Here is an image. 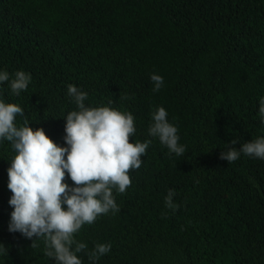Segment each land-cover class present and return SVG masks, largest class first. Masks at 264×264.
I'll return each instance as SVG.
<instances>
[{
    "label": "trees",
    "instance_id": "16d2710c",
    "mask_svg": "<svg viewBox=\"0 0 264 264\" xmlns=\"http://www.w3.org/2000/svg\"><path fill=\"white\" fill-rule=\"evenodd\" d=\"M0 69L31 73L19 94L0 82V97L23 108L18 125L54 142L76 107L68 84L87 91L86 104L131 111L130 141L149 138L157 105L177 125L185 151L151 137L130 185L113 190L118 209L74 233L87 244L82 264L98 242L111 248L95 264H264V159L220 157L234 137L239 147L264 135V0H0ZM153 72L164 78L156 91ZM13 155L0 142V264H54L43 237L8 229Z\"/></svg>",
    "mask_w": 264,
    "mask_h": 264
},
{
    "label": "clouds",
    "instance_id": "9594fccd",
    "mask_svg": "<svg viewBox=\"0 0 264 264\" xmlns=\"http://www.w3.org/2000/svg\"><path fill=\"white\" fill-rule=\"evenodd\" d=\"M31 73L18 69L9 79V72L0 69V82L9 81L10 88L19 94L31 81ZM153 90L163 85V76L151 73ZM67 92L76 107L63 116L64 143L54 142L42 126L33 128L25 119L17 124V114L23 113L20 104L0 97V142H11L14 155L7 167V187L11 190L8 204L12 206L8 229L19 231L26 238L43 237L44 253L54 258V264H82L77 253L87 249L74 233L85 223L91 224L99 214L117 210L113 190L124 192L131 183L129 170L138 168L141 156L158 138L169 152L182 154L185 146L179 143L177 125L167 116L163 105L151 112L147 129L149 138L129 140L136 131L131 111H121L106 104H86L87 91L68 84ZM259 116L264 123V96L259 98ZM237 138L227 142L220 157L228 162L241 153L264 159V135L248 139L236 147ZM68 175L73 183L65 179ZM175 192L169 188L165 196L167 207L175 210ZM34 243L32 239L31 244ZM111 248L110 242H98L87 252L95 261ZM0 243V254H7Z\"/></svg>",
    "mask_w": 264,
    "mask_h": 264
}]
</instances>
